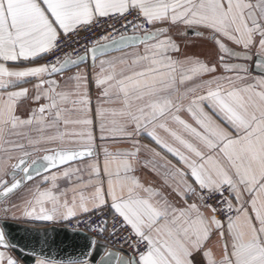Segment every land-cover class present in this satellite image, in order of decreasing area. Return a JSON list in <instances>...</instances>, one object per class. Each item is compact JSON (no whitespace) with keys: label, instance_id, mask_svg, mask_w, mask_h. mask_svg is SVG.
Returning <instances> with one entry per match:
<instances>
[{"label":"snow or ice","instance_id":"1","mask_svg":"<svg viewBox=\"0 0 264 264\" xmlns=\"http://www.w3.org/2000/svg\"><path fill=\"white\" fill-rule=\"evenodd\" d=\"M81 216L34 264H264V0H0V264Z\"/></svg>","mask_w":264,"mask_h":264},{"label":"water","instance_id":"2","mask_svg":"<svg viewBox=\"0 0 264 264\" xmlns=\"http://www.w3.org/2000/svg\"><path fill=\"white\" fill-rule=\"evenodd\" d=\"M3 227L9 240L16 246L17 255L27 264H33L37 256L66 261L88 252L93 239L89 232L56 225L35 226L8 220ZM102 251L103 243L97 247V258Z\"/></svg>","mask_w":264,"mask_h":264},{"label":"crops","instance_id":"3","mask_svg":"<svg viewBox=\"0 0 264 264\" xmlns=\"http://www.w3.org/2000/svg\"><path fill=\"white\" fill-rule=\"evenodd\" d=\"M177 35H179V34H177ZM200 39L201 38H199V37L193 35L191 32H189L188 39L186 41H184V44L187 45V50L189 52L202 51V49L200 47H196V48L191 47L193 44L199 45ZM177 42H180V41L178 40ZM131 51H132L131 48H126V49H123L120 51H112L111 53H108L105 56L100 57V58L101 59H107L110 57H118V56L123 55L124 52H131ZM97 135H98V133H97ZM97 142L100 143L99 140ZM142 142L145 144L151 143V141L148 138H144ZM153 147H155L154 144H153ZM169 159H172V157L169 156ZM173 162H175V161H173ZM144 175L149 180L155 179L154 175L148 170H145ZM34 179L38 180L39 177H34ZM14 221H18V222H22V223H26V224H31V225H35V226H49V225H53V223L55 222V221H30V220H14ZM21 260H22V264H27L24 262V260L22 258H21Z\"/></svg>","mask_w":264,"mask_h":264},{"label":"built area","instance_id":"4","mask_svg":"<svg viewBox=\"0 0 264 264\" xmlns=\"http://www.w3.org/2000/svg\"><path fill=\"white\" fill-rule=\"evenodd\" d=\"M83 35L89 36V38H91L89 33H84ZM86 223H87V217L81 216L78 219L73 218V219L63 220V221L57 220L53 223V225H56L59 227H67L73 230H82V231L91 233L89 229L86 227ZM119 243H122V241H120Z\"/></svg>","mask_w":264,"mask_h":264}]
</instances>
